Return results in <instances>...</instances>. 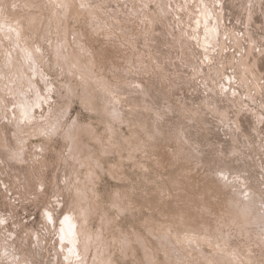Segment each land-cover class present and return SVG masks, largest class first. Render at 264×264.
I'll return each mask as SVG.
<instances>
[{
	"label": "rangeland",
	"instance_id": "1",
	"mask_svg": "<svg viewBox=\"0 0 264 264\" xmlns=\"http://www.w3.org/2000/svg\"><path fill=\"white\" fill-rule=\"evenodd\" d=\"M263 58L264 0H0V264H264Z\"/></svg>",
	"mask_w": 264,
	"mask_h": 264
},
{
	"label": "bare ground",
	"instance_id": "2",
	"mask_svg": "<svg viewBox=\"0 0 264 264\" xmlns=\"http://www.w3.org/2000/svg\"><path fill=\"white\" fill-rule=\"evenodd\" d=\"M124 1H125V0H124ZM207 1H208V0H207ZM236 1H237V0H236ZM113 2H114V1H113ZM148 2H149V1H148ZM178 2H179V1H178ZM178 2H177V3H178ZM182 2H183V1H182ZM210 2H211V1H210ZM215 2H216V1H215ZM81 3H82V2H81ZM136 3H137V2H136ZM199 3H200V2H199ZM208 3H209V2H208ZM233 3H234V2H233ZM180 4H181V3H180ZM185 4H186V3H185ZM197 4H198V3H197ZM80 5H81V4H80ZM205 5H206V4H205ZM208 5H209V4H208ZM90 6H91V5H90ZM156 6H157V5H156ZM174 6H175V5H174ZM199 6H200V5H199ZM225 6H226V5H225ZM71 7H72V6H71ZM100 7H101V6H100ZM133 7H134V6H133ZM136 7H137V6H136ZM208 7H209V6H208ZM210 7H211V6H210ZM212 7H214V6H212ZM221 7H222V6H221ZM77 8H78V7H77ZM192 8H193V7H192ZM202 8H203V5H202ZM237 8H238V7H237ZM194 9H195V8H194ZM196 9H198V8H196ZM215 9H216V8H215ZM71 10H72V9H71ZM95 10H96V9H95ZM111 10H112V9H111ZM192 10H193V9H192ZM212 10H213V9H212ZM229 10H230V9H229ZM97 11H98V10H97ZM108 11H109V10H108ZM180 11H181V10H180ZM204 11H205V10H204ZM204 11H203V12H204ZM66 12H67V11H66ZM116 12H117V11H116ZM136 12H137V11H136ZM148 12H149V11H148ZM195 12H196V11H195ZM120 13H122V12H120ZM150 13H151V12H150ZM213 13H214V12H213ZM227 13H228V12H227ZM240 13H241V12H240ZM249 13H250V12H249ZM174 14H175V13H174ZM204 14H205V13H204ZM215 14H217V13H215ZM244 14H245V13H244ZM65 15H66V14H65ZM100 15H101V14H100ZM118 15H119V14H118ZM148 15H149V14H148ZM155 15H156V14H155ZM221 15H222V13H221ZM113 16H114V14H113ZM115 16H116V15H115ZM146 16H147V15H146ZM150 16H151V15H150ZM200 16H201V15H200ZM92 17H93V16H92ZM103 17H104V16H103ZM142 17H143V16H142ZM202 17H203V16H202ZM202 17H201V18H202ZM207 17H208V16H207ZM215 17H216V16H215ZM86 18H87V17H86ZM112 18H114V17H112ZM143 18H144V17H143ZM182 18H183V17H182ZM219 18H221V17H219ZM244 18H245V17H244ZM94 19H95V18H94ZM96 19H97V18H96ZM158 19H159V18H158ZM163 19H164V18H163ZM202 19H203V18H202ZM111 20H112V19H111ZM121 20H123V19H121ZM166 20H167V19H166ZM192 20H193V19H192ZM87 21H88V20H87ZM133 21H134V20H133ZM178 21H179V20H178ZM178 21H177V22H178ZM186 21H187V20H186ZM190 21H191V18H190ZM121 22H123V21H121ZM124 22H125V21H124ZM149 22H150V21H149ZM142 23H143V22H142ZM146 23H147V21H146ZM182 23H183V22H182ZM189 23H190V22H189ZM191 23H192V22H191ZM106 24H107V23H106ZM144 24H145V23H144ZM144 24H143V25H144ZM148 24H149V23H148ZM158 24H159V23H158ZM167 24H168V23H167ZM202 24H203V23H202ZM221 24H222V23H221ZM224 24H225V23H224ZM236 24H237V23H236ZM163 25H164V24H163ZM241 25H242V24H241ZM121 26H122V25H121ZM123 26H125V25H123ZM134 26H135V25H134ZM168 26H169V25H168ZM172 26H173V25H172ZM195 26H196V25H195ZM202 26H203V25H202ZM248 26H249V25H248ZM138 27H139V26H138ZM200 27H201V26H200ZM222 27H223V26H222ZM230 27H231V26H230ZM250 27H251V26H250ZM139 28H140V27H139ZM223 28H224V27H223ZM168 29H169V28H168ZM212 29H213V28H211V30H212ZM231 29H232V28H231ZM121 30H122V29H121ZM140 30H141V29H140ZM192 30H193V29H192ZM203 30H204V29H203ZM219 30H220V29H219ZM227 30H228V28H227ZM243 30H245V29H243ZM250 30H251V29H250ZM238 31H239V30H238ZM253 31H254V30H253ZM122 32H123V31H122ZM138 32H139V31H138ZM232 32H233V31H232ZM113 33H114V32H113ZM129 34H130V33H129ZM230 34H231V33H230ZM138 35H139V34H138ZM176 35H177V34H176ZM236 35H238V34H236ZM142 36H143V35H142ZM150 36H151V35H150ZM126 37H128V36H126ZM222 37H223V36H222ZM112 38H113V37H112ZM230 38H231V37H230ZM157 39H158V38H157ZM170 39H171V38H170ZM184 39H185V38H184ZM184 39H183V40H184ZM237 39H238V38H237ZM240 39H241V38H240ZM190 40H191V39H190ZM190 40H189V41H190ZM231 40H232V39H231ZM115 41H116V40H115ZM203 41H204V40H203ZM104 42H105V41H104ZM109 42H110V41H109ZM135 42H136V41H135ZM186 42H188V40H187ZM242 42H243V41H242ZM19 43H20V42H19ZM112 43H113V42H112ZM195 43H196V42H195ZM219 43H220V42H219ZM114 44H115V43H114ZM221 44H222V43H221ZM223 44H224V43H223ZM17 45H18V44H17ZM157 45H158V44H157ZM230 45H231V44H230ZM230 45H229V46H230ZM119 46H120V44H119ZM126 47H127V46H126ZM131 47H132V46H131ZM217 47H218V46H217ZM117 49H118V47H117ZM124 49H125V48H124ZM233 49H234V48H233ZM129 50H130V49H129ZM135 50H136V49H135ZM105 51H106V50H105ZM108 53H109V52H108ZM127 53H128V52H127ZM139 53H140V52H139ZM127 56H128V55H127ZM168 56H169V55H168ZM168 56H167V57H168ZM143 57H144V56H143ZM219 58H220V57H219ZM150 59H151V58H150ZM263 59H264V58H263ZM118 60H119V59H118ZM121 60H122V59H121ZM219 60H220V59H219ZM219 60H218V61H219ZM221 60H222V58H221ZM261 60H262V59H261ZM223 61H224V60H223ZM120 62H121V61H120ZM118 64H119V63H118ZM214 65H215V64H214ZM209 66H210V65H209ZM211 66H212V65H211ZM209 70H210V69H209ZM118 71H119V70H118ZM120 71H121V70H120ZM203 75H204V74H203ZM252 94H253V93H252ZM235 194H236V193H235ZM235 194H234V195H235ZM234 200H235V198H234ZM240 202H241V201H240ZM255 209H256V208H255ZM253 210H254V209H253ZM256 210H257V209H256ZM259 212H260V211H259ZM253 213H254V212H253ZM260 213H262V212H260ZM225 215H226V214H225ZM256 217H257V216H256ZM179 218H180V217H179ZM192 218H193V217H192ZM186 220H187V219H186ZM191 220H192V219H191ZM171 221H172V220H171ZM203 221H204V220H203ZM245 222H246V221H245ZM249 222H250V221H249ZM254 222H255V221H254ZM205 223H206V222H205ZM76 224H77V223H76ZM253 224H254V223H253ZM192 225H193V224H192ZM195 225H196V224H195ZM74 226H75V225H74ZM155 226H156V225H155ZM249 226H250V225H249ZM65 227H67V228H66V230H64V231H66V232H67V231H68V232L70 231V232H71V228H70L71 226H69V225L66 226V225H65ZM72 227H73V226H72ZM153 227H154V226H153ZM75 228H76V227H75ZM193 228H194V227H193ZM197 228H198V227H197ZM63 229H64V228H63ZM67 229H68V230H67ZM215 229H216V228H215ZM73 231H74V230H73ZM75 231H76V230H75ZM215 231H216V230H215ZM215 231H214V232H215ZM236 231H237V230H236ZM66 232H65V233H66ZM63 233H64V232H63ZM71 233H72V232H71ZM217 233H218V232H217ZM69 234H70V233H69ZM213 234H215V233H213ZM67 236H69V235H67ZM71 237H72V235H71ZM75 237H76V235H75ZM75 237H72V238L74 239ZM78 237H79V236H78ZM68 238L70 239V237H68ZM76 238H77V237H76ZM76 238H75V239H76ZM77 240H78V239H77ZM69 242H70V241H69ZM74 242L76 243L75 240H74ZM74 242H73V243H74ZM77 242H78V241H77ZM75 243H74V245H75ZM70 245H71V244H70ZM72 245H73V244H72ZM69 247L71 248V246H69ZM73 247H74V246H73ZM217 249H218V248H217ZM68 250H69V249H68ZM71 250H73V249H71ZM66 251H67V250H66ZM149 251H150V250H149ZM72 252H74V251H72ZM74 253H75V252H74ZM69 254H71V253H69ZM146 255H147V254H146ZM203 255H204V254H203ZM218 256H219V255H218ZM226 256H227V255H226ZM222 257H223V256H222ZM228 257H229V256H228ZM226 258H227V257H226ZM229 258H230V257H229ZM189 261H190V259H189ZM189 261H187V263H188ZM149 262H150V261H149ZM176 263H177V262H176ZM187 263H186V264H187ZM192 263H193V262H192ZM168 264H169V263H168ZM190 264H191V263H190Z\"/></svg>",
	"mask_w": 264,
	"mask_h": 264
}]
</instances>
